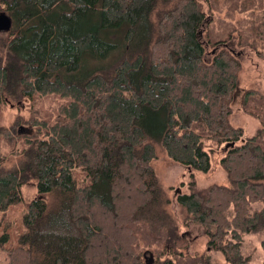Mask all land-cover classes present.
<instances>
[{"label":"trees","instance_id":"16d2710c","mask_svg":"<svg viewBox=\"0 0 264 264\" xmlns=\"http://www.w3.org/2000/svg\"><path fill=\"white\" fill-rule=\"evenodd\" d=\"M0 11V107L16 112L0 125L4 264H217L184 253L156 147L189 170L180 220L203 229L220 264L246 262L244 234L262 231L264 250V94L242 91L259 124L247 136L230 122L240 62L221 47L264 63V0H0ZM214 148L226 184L199 188ZM28 181L35 195L6 246Z\"/></svg>","mask_w":264,"mask_h":264},{"label":"rangeland","instance_id":"374dc122","mask_svg":"<svg viewBox=\"0 0 264 264\" xmlns=\"http://www.w3.org/2000/svg\"><path fill=\"white\" fill-rule=\"evenodd\" d=\"M207 22V21H205ZM205 25H207L205 23ZM204 30V29H203ZM221 37L226 38L221 34ZM227 46L234 52L240 62V71L238 73V92L231 103L230 121L235 126L243 128L245 135L249 136L255 133L259 124L248 115L240 111L239 103L242 91L252 89L264 94V63L256 58L252 52L247 49H236L233 47L230 40L225 42ZM211 55V50L206 47L205 59L208 60ZM49 104L54 105L51 101ZM44 110H52L50 107H44ZM24 112V109H22ZM14 108L8 106L0 107V125H7L10 123L15 115ZM205 144H209L205 142ZM210 151V169L205 174L195 173L196 184L199 188L205 187L210 183L226 184L224 173L217 165V159L222 153L220 149H213ZM156 156L152 160V167L154 173L165 185L171 187L169 192L170 210L177 220L178 233L182 236L184 253L188 255L200 254L209 263H223L222 255L212 249L206 244L203 229L186 221L181 222L179 209L175 204V194L177 192H185V183L189 170L179 164L168 159L160 147L155 148ZM74 178L77 182L83 178V172L76 169L73 171ZM22 201L10 205L5 216V221L8 225L4 232L7 234L6 246L15 243L16 235L21 231L20 216L24 209V204L35 195V184L33 181L24 183L21 188ZM262 205L259 202L251 203V210H259ZM1 229V227H0ZM263 238L262 231L258 230L252 233L244 234L242 236L241 251L242 256L246 257L244 264H262L264 262V250L260 247V241ZM0 264H4L3 253L0 252Z\"/></svg>","mask_w":264,"mask_h":264},{"label":"water","instance_id":"95a60500","mask_svg":"<svg viewBox=\"0 0 264 264\" xmlns=\"http://www.w3.org/2000/svg\"><path fill=\"white\" fill-rule=\"evenodd\" d=\"M9 27H10L9 17L7 16V14L4 11H0V33L7 31L9 29ZM197 33L200 36V32L198 31ZM221 47H227V45L224 43V44H221ZM231 52H233V51L231 50ZM223 147H227V144H224Z\"/></svg>","mask_w":264,"mask_h":264},{"label":"crops","instance_id":"0c3cea01","mask_svg":"<svg viewBox=\"0 0 264 264\" xmlns=\"http://www.w3.org/2000/svg\"><path fill=\"white\" fill-rule=\"evenodd\" d=\"M231 122V121H230ZM232 124V123H231ZM232 125H234V124H232ZM235 126V125H234ZM211 166V165H210Z\"/></svg>","mask_w":264,"mask_h":264},{"label":"flooded vegetation","instance_id":"af4514ba","mask_svg":"<svg viewBox=\"0 0 264 264\" xmlns=\"http://www.w3.org/2000/svg\"><path fill=\"white\" fill-rule=\"evenodd\" d=\"M239 93V92H238Z\"/></svg>","mask_w":264,"mask_h":264}]
</instances>
